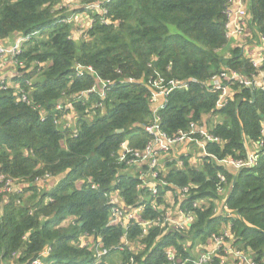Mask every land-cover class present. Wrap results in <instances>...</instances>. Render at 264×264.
Segmentation results:
<instances>
[{
	"label": "trees",
	"instance_id": "obj_1",
	"mask_svg": "<svg viewBox=\"0 0 264 264\" xmlns=\"http://www.w3.org/2000/svg\"><path fill=\"white\" fill-rule=\"evenodd\" d=\"M243 2L244 45L232 0H0V174L15 182L0 180V264H199L212 249L203 264H264V150L255 166L225 162L264 128V63L247 52L264 0ZM154 123L218 140L203 152L195 132L151 167L123 145L144 152Z\"/></svg>",
	"mask_w": 264,
	"mask_h": 264
},
{
	"label": "built area",
	"instance_id": "obj_2",
	"mask_svg": "<svg viewBox=\"0 0 264 264\" xmlns=\"http://www.w3.org/2000/svg\"><path fill=\"white\" fill-rule=\"evenodd\" d=\"M244 0H232V4L231 6H229V9L227 11V15L229 17V21L230 24H232L233 26V30H232V35H242L245 32V27H247V20H246V7H245V3L243 2ZM98 7V5H97ZM262 44L259 46V51L256 55L254 56H250L251 57V62L252 64L258 69L261 70L263 63H264V37L261 39ZM23 42V41H22ZM20 47H21V40H18L17 43L13 46V48H11V52L12 54L15 53H19L20 52ZM4 54V51L2 48H0V54ZM225 75H232L233 78H235L237 81L240 82V84L251 87L254 85L259 86V80L256 78L253 79H244L242 76H240L237 73H232V74H228L226 73ZM182 85H180L179 87H181ZM178 87V84L176 82H171V85L169 86V88H166L165 90H163L159 96H161V94L166 93L167 91ZM183 87H186V85H184ZM214 87L215 89H220L221 90V94L219 96V101H218V106H223V103L226 101L227 97H228V88L226 86H222L220 79L215 78L214 79ZM192 128L193 130L191 132L185 133V132H180V134L170 137L167 133L163 132L162 130L159 129L157 123H154L152 125L147 126V131L151 134L152 136V140L148 143L146 149L144 152H140V151H135L133 149H130L128 146H126L125 144L123 145L124 151L125 153H131V155H133L134 157H137L139 159H142L146 156H148V159H150V166L154 167L155 166V159L154 157L157 155V153L159 151H166L169 148H171V144L175 145L178 143H183L185 141H193V135L195 132H199L201 135V140L198 144L197 147L201 146L204 149V141L205 140H218V138L213 137L212 135H210L206 128L203 127H199L197 129H195V125L192 124ZM264 150V130L262 131V136L260 138V140L254 145V148L250 151V153L248 154L247 158L245 160H232V159H227L225 162L233 165L236 168H239L241 166H255L258 163L259 160V151L260 150ZM205 151V149L203 150V152ZM151 174L154 176V178H158L159 172L154 171L151 172ZM222 178V182L225 181V176L221 175ZM5 180L3 182H6L8 185V189H11L14 185L15 182L10 179V178H6L3 174H0V180ZM186 190V189H184ZM118 220L121 219L122 215H127L128 218H133L134 215L132 213L126 212V213H122L118 208H116L114 210L113 213ZM178 215H181L182 217H184V212L179 210L178 211ZM186 220L187 221H191L193 220V214H187L186 215ZM175 223L177 222L176 220L174 221ZM178 225H183V221L178 222ZM218 241V244L221 243L220 238H216ZM230 248V247H229ZM216 250L212 249L210 252L205 253L202 255V257L199 260V264H203L204 262H207L210 259V255L213 254ZM228 252H233L235 255L241 256L239 251H234L231 249H228ZM35 264H41L40 261H35Z\"/></svg>",
	"mask_w": 264,
	"mask_h": 264
},
{
	"label": "rangeland",
	"instance_id": "obj_3",
	"mask_svg": "<svg viewBox=\"0 0 264 264\" xmlns=\"http://www.w3.org/2000/svg\"><path fill=\"white\" fill-rule=\"evenodd\" d=\"M245 1V0H244ZM79 4V3H78ZM79 17V18H78ZM73 19L74 20H76V19H78L77 21L79 22V25H80V27H82L83 25H85V26H87V25H89V24H91V20L90 19H88V18H82V17H80L79 15H77V16H75V15H73ZM93 19V18H92ZM73 20V21H74ZM75 36H77V38H78V35H75ZM235 40H236V43L238 44V43H242L243 42V40L244 39H242V38H240L239 37V35H235ZM241 39H242V41H241ZM242 45H244L243 43H242ZM1 48V47H0ZM11 48H9L8 50H10ZM7 50V51H8ZM5 55V54H4ZM7 56V55H6ZM12 70H9V68L7 69V70H5V69H2V68H0V74H5V73H7V72H11ZM259 80H261L262 79V77L260 76L259 78H258ZM261 83H263V82H261V81H259V85H263V84H261ZM263 130H264V128H263ZM262 130V131H263ZM251 150H252V148H250ZM16 189H18V188H16Z\"/></svg>",
	"mask_w": 264,
	"mask_h": 264
},
{
	"label": "crops",
	"instance_id": "obj_4",
	"mask_svg": "<svg viewBox=\"0 0 264 264\" xmlns=\"http://www.w3.org/2000/svg\"><path fill=\"white\" fill-rule=\"evenodd\" d=\"M254 47H255V48H254ZM254 47H253V48H249V49H247V52L252 53L251 56L256 55V54L258 53V51H259V47H257V46H254ZM2 68H5V66H3ZM261 81H262V80H261ZM261 84H263V83H261ZM251 148L253 149L254 146H252Z\"/></svg>",
	"mask_w": 264,
	"mask_h": 264
}]
</instances>
